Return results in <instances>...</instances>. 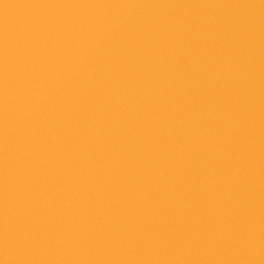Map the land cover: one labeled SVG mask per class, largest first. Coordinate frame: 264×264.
<instances>
[{
	"label": "water",
	"instance_id": "1",
	"mask_svg": "<svg viewBox=\"0 0 264 264\" xmlns=\"http://www.w3.org/2000/svg\"><path fill=\"white\" fill-rule=\"evenodd\" d=\"M0 264H264V0H0Z\"/></svg>",
	"mask_w": 264,
	"mask_h": 264
}]
</instances>
